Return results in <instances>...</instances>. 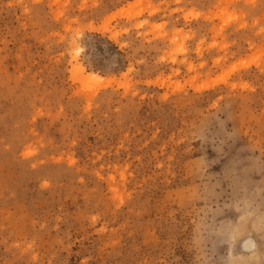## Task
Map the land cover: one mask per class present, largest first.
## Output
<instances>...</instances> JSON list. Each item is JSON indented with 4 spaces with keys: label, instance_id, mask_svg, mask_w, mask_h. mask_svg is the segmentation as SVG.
<instances>
[{
    "label": "rangeland",
    "instance_id": "374dc122",
    "mask_svg": "<svg viewBox=\"0 0 264 264\" xmlns=\"http://www.w3.org/2000/svg\"><path fill=\"white\" fill-rule=\"evenodd\" d=\"M0 264H264V0H0Z\"/></svg>",
    "mask_w": 264,
    "mask_h": 264
},
{
    "label": "bare ground",
    "instance_id": "6f19581e",
    "mask_svg": "<svg viewBox=\"0 0 264 264\" xmlns=\"http://www.w3.org/2000/svg\"><path fill=\"white\" fill-rule=\"evenodd\" d=\"M78 70V72H80L79 74H81V70H80V68H78L77 69ZM82 77V76H81ZM84 78L85 79H88L89 81L91 80V81H99V80H101L102 78L101 77H99L98 75H96V74H87L86 75V77L84 76ZM85 79H83V80H85ZM87 80V81H88Z\"/></svg>",
    "mask_w": 264,
    "mask_h": 264
}]
</instances>
